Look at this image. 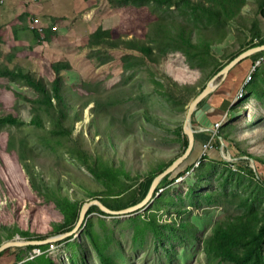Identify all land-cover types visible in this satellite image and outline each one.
<instances>
[{"label":"rangeland","instance_id":"rangeland-1","mask_svg":"<svg viewBox=\"0 0 264 264\" xmlns=\"http://www.w3.org/2000/svg\"><path fill=\"white\" fill-rule=\"evenodd\" d=\"M261 2L202 28L185 0H0V245L65 234L92 200L112 211L143 200L182 155L199 91L264 40ZM181 21L187 44L172 40ZM257 62L210 134L213 158L193 159L198 143L181 169L193 167L159 183L140 211L92 205L71 236L19 247L9 264H250L255 254L240 258L252 238L264 260V171L254 162L264 161V56ZM34 249L42 254L25 260Z\"/></svg>","mask_w":264,"mask_h":264},{"label":"trees","instance_id":"trees-1","mask_svg":"<svg viewBox=\"0 0 264 264\" xmlns=\"http://www.w3.org/2000/svg\"><path fill=\"white\" fill-rule=\"evenodd\" d=\"M125 1L126 0H123V2H125ZM156 1H159V0H156ZM244 1L245 0H194L192 2L191 0H185V3H186L188 8L190 7L189 20H194L195 22L199 23L202 26V28H208L209 26H212V25L216 27L219 24L227 23V20L221 14L222 10H223V12H225V14H228L229 19H231L233 16H236V14H237V12L239 10L240 4L243 3ZM170 3H171V1H170ZM263 7H264V0H263V2H261L259 4L258 8L260 10ZM156 24L157 23H155V25ZM179 24L181 25L180 29H177V31L175 32L176 35L172 36V40L174 42L181 41L182 44H187V43L191 42V40H192V36H191L192 28L188 26L189 21H183V22L181 21V23H179ZM99 32L100 31H98L95 34L98 35ZM171 44H173V43H171ZM263 44H264V40H262V41H260L258 43V45H263ZM256 46L257 45L251 46V47L253 48V47H256ZM243 51H245V50H243ZM243 51H241V52H243ZM148 52L150 53V49L149 48H148ZM241 52H238L237 54H235L229 61L233 60ZM260 55L264 56V51L256 53V54H253V55L241 60L235 66L241 64L243 61L247 62V61H249L251 59V68H252V66H254L255 62L258 61V57H260ZM252 59H254V60L252 61ZM226 64H228V62ZM225 65L219 67L214 72L213 75H215L218 71H220ZM56 84H58V82H56ZM31 86H33V83L31 84ZM52 94L53 95L50 97V99L53 98V99H55L57 101H60L62 99V96L59 93V88H54ZM1 122L2 121H0V123ZM209 139H210V133H208V132H205V133L199 132L198 134H195L194 135V140H195L194 146H193V149H192L191 153L187 157V159L185 161H183V163H181L172 173L166 175L160 181V186L174 182V180H176L179 176H181L183 174V172H187L189 169H191L193 167V165H194L193 162L189 163V165L185 166L183 169H181V167L184 164H187V160L188 159H191L193 150L195 149V147L197 145V141H200L201 143H205ZM187 142H188L187 139H185L184 140V147H183L184 150L187 147ZM184 150H183V152H184ZM206 153L201 158L207 159L208 157H206ZM254 162H255L257 167H260L264 171V161L263 160L255 159ZM221 163H223V161ZM168 165H166V167ZM166 167H164L162 169V171ZM250 172H252V171L249 169V173ZM156 175H154V176H156ZM261 183L264 184V181L263 182L261 181ZM157 189L155 190V192L157 191ZM104 206L106 208H108V209H112V207H110L109 205H107L105 203H104ZM101 214L107 215V214H105L103 212H101ZM241 232L243 233L244 231H241ZM263 233H264V225H262V227L259 229L258 237L262 236ZM225 239H227V235H226ZM232 243L234 244L235 242L232 241ZM259 246H260V244L257 242L256 238H252V241L250 242V246L246 249L244 254L242 253L243 257L240 258V260L241 261L253 260V256L255 254L256 255V257H254L255 261L253 263H250V264H264L263 255H262V253L260 251ZM18 249H19V247H15V248H8V249L2 251L0 253V264H9V261L13 262L15 257H11L8 260L5 254L9 253L10 256H12V255H14V251H16Z\"/></svg>","mask_w":264,"mask_h":264},{"label":"water","instance_id":"water-1","mask_svg":"<svg viewBox=\"0 0 264 264\" xmlns=\"http://www.w3.org/2000/svg\"><path fill=\"white\" fill-rule=\"evenodd\" d=\"M264 51V44L263 45H259L250 49H247L243 52H241L239 55H237L233 60H231L228 64H226L220 71H218L208 82L207 84L204 86V88L200 91V93L195 97V99L190 103V105L188 106L185 118H184V126H183V133L186 135L187 137V147L184 150V152L182 153V155H180L177 159H175L174 161H172L163 171H161L158 175L155 176V178L153 179L150 188L146 194V196L144 197L143 200H141L140 202L127 207L125 209L119 210V211H112L108 208H106L104 205H102L99 201L97 200H92L89 202L84 203L81 208H80V212H79V216H78V220L77 223L75 225V227L62 235H57L48 239H44V240H40V241H13V242H7L4 243L2 245H0V253L8 248L11 247H26V246H38V245H43V244H47V243H52L55 241H59L65 237L71 236L73 233H75L80 226L83 223V220L85 218V214L87 209L92 206V205H96L102 212L106 213V214H110V215H128V214H132L135 213L137 211H140L141 209H143L146 204L148 203V201L150 200V198L152 197V194L154 193V190L156 189V187L158 186V184L160 183V181L168 174L172 173L181 163H183V161H185L187 159V157L189 156V154L191 153L193 146H194V135L195 133L199 132V130L201 129H207L212 133H215V131L213 130L214 128V123H212L208 117L206 116L207 113H211L214 108L209 105L208 103H203L202 106L199 109L197 108V105L204 100L206 97H208V95L215 89V87L223 81V79L225 78V76L229 73V71L235 67L236 64H238L241 60ZM256 65V63L254 64V66ZM220 77L219 83L218 84H213L214 81ZM194 118V121L198 124V129L195 128L192 124V119Z\"/></svg>","mask_w":264,"mask_h":264},{"label":"crops","instance_id":"crops-1","mask_svg":"<svg viewBox=\"0 0 264 264\" xmlns=\"http://www.w3.org/2000/svg\"><path fill=\"white\" fill-rule=\"evenodd\" d=\"M262 14L260 21L264 26V8L261 10ZM251 69V59L249 61H243L241 64L232 68L229 73L225 76L222 82H220L215 89L204 99L205 103L211 105L214 110L211 113H207L208 119L212 123L222 122V120L227 119L229 109L235 102L236 94L238 90L243 85L245 77ZM193 120V119H192ZM198 124L196 123V128L198 129ZM197 132L196 134H198ZM213 134V133H210ZM203 144L200 141H197V144ZM201 145L197 147L196 153H193V159H196V154H199ZM213 149H209L206 152L210 153ZM205 152V153H206ZM208 155V154H207ZM209 158L212 156L208 155ZM213 158V157H212Z\"/></svg>","mask_w":264,"mask_h":264},{"label":"built area","instance_id":"built-area-1","mask_svg":"<svg viewBox=\"0 0 264 264\" xmlns=\"http://www.w3.org/2000/svg\"><path fill=\"white\" fill-rule=\"evenodd\" d=\"M255 63H258V62H255ZM255 66H256V65H255ZM255 66H253L252 71L248 73L249 75L246 76L247 78L250 79V75H251V73L253 72V70L255 69ZM245 80H246V79H245ZM243 85L245 86V82H244ZM241 87H242V86H241ZM242 92H243V88H240V89L238 90V92H237L236 98H240V97L242 96ZM238 94H239V95H238ZM236 98H235V99H236ZM221 124H222V122L214 123V128H213V129L215 130V128H216V130H218L219 127L221 126ZM216 130H215V133L217 132ZM200 132H208V133H212V132H210V131L207 130V129H201ZM215 133H213V134H215ZM210 139H211V140H210ZM210 139H209L207 142H205V143L202 144V152H203L202 156L205 155V152H206L207 150L213 148V145H212V142H211V141H212V136H211ZM53 248H54V245H53V244H50V247H49L48 250H53ZM40 254H42V252L40 251V249H34V250L32 251V253H31V255H30L29 257H26L25 260L32 259L33 257H36V256H38V255H40Z\"/></svg>","mask_w":264,"mask_h":264}]
</instances>
